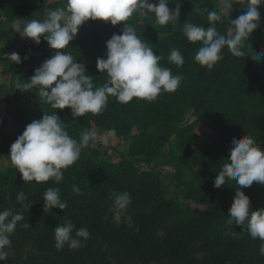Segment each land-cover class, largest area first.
<instances>
[{
	"label": "trees",
	"instance_id": "trees-1",
	"mask_svg": "<svg viewBox=\"0 0 264 264\" xmlns=\"http://www.w3.org/2000/svg\"><path fill=\"white\" fill-rule=\"evenodd\" d=\"M65 3L66 0H0V12L8 23L42 21L48 11ZM216 3V0H169L167 7L175 9L179 4L180 15L178 22L165 26L158 24L154 14L140 11L127 21L161 57L160 66L182 76L175 92H162L153 102L134 98L127 104L109 97L101 114L76 117L68 108L52 109L42 102L38 86L27 89L28 103L41 108L43 115L55 112L72 138L79 141L83 130L92 131L98 126L125 139L127 152L111 162L82 150L79 159L63 170L59 184L53 180L23 181L15 167L0 170V211L11 209L24 216L10 235L12 253L6 264H199L196 254L213 249L225 254L227 264H264L259 251L262 241L242 232L240 225L228 223L229 208L240 186L229 180L220 189L214 187V180L229 157L233 138L248 135L264 151V57L259 61L252 58L255 51L248 38L243 50L249 55L237 58L225 48L223 59L208 70L194 59L202 46L200 42L193 44L183 34L187 23L207 28L205 10H217ZM258 10L261 19L254 32L263 35L264 6ZM245 11L246 5L234 10L230 20ZM229 22L221 20L216 24L221 35H230ZM122 29V23L113 26L110 22L89 19L63 50L85 66L96 87L103 86L108 79L106 73L97 70L96 61L106 59V41L121 34ZM260 48L256 52H264V43ZM172 49L183 54L182 67L169 62ZM15 52L21 62H12L3 53L2 72L10 74L18 88H24L34 70L56 50L43 37L37 45L19 36ZM20 107L14 106L16 113ZM188 111L192 121L182 124ZM205 119L209 121L211 139L194 144V128ZM8 121L5 111H0V146L10 140ZM165 145L172 147L178 161L192 170L190 178L182 183L184 201L169 196L159 172L140 170L133 163L134 157L158 156ZM73 186L80 189V194L73 192ZM49 187L60 189L61 199L67 204L64 210L53 208L44 212L42 198ZM240 190L249 197L250 210L264 209V185L253 182ZM125 191L131 195V203L122 212L134 223L135 231L116 227L104 218L106 206L114 205V195ZM19 192L26 196L23 204L17 201ZM27 204L29 208L24 206ZM65 219L90 233L78 250L67 245L61 250L54 247V228ZM25 223L30 227L25 229ZM159 232L162 237L157 235Z\"/></svg>",
	"mask_w": 264,
	"mask_h": 264
},
{
	"label": "clouds",
	"instance_id": "clouds-1",
	"mask_svg": "<svg viewBox=\"0 0 264 264\" xmlns=\"http://www.w3.org/2000/svg\"><path fill=\"white\" fill-rule=\"evenodd\" d=\"M168 3L169 0H157L156 3L151 0H66L63 7L48 11L42 21L16 20L14 30L21 38H28L38 45L43 37L48 46L56 50L50 59L34 70L25 89L38 86L42 102L52 109L68 108L76 117H83L87 113L101 114L107 107L109 97L127 104L134 98L153 102L162 92H175L180 87L182 76L173 75L171 69L161 67V57L137 35L135 27L127 23L138 10L154 14L161 26L178 22L179 4L170 10ZM233 4V0H220V7L227 13ZM242 4L246 5V11L230 20L229 36L217 31L216 24L222 18H228L217 10H205L209 23L207 28L192 23L184 25L186 39L202 45L194 57L200 66L212 70L223 59L222 50L225 48L237 58L249 55L243 50V45L258 26L261 19L258 9L264 6V0H243ZM197 10L201 11L199 8ZM89 19L110 22L113 26L123 24L121 34H114L106 41V59L98 58L96 61L97 70L108 77L101 87L94 85L92 76L86 73L83 64L75 62L71 53L63 51L75 38L80 26ZM5 55L12 62H21L16 52ZM251 55L259 61L264 57V52ZM168 60L177 67L184 64V56L178 49L171 50ZM96 140L97 133L87 129L80 133L79 141L72 138L66 124L53 112L26 125L22 134L11 144L9 156L23 181L40 183L53 180L59 184L63 179V170L79 159L82 149L94 148ZM231 144L229 157L217 174L214 187L220 189L229 180H234L240 186L229 208L228 223L240 225L242 232L246 231L253 239L259 238L262 241L260 255L264 256V209L250 210V199L240 190L250 187L253 182L264 185V151L248 135L233 138ZM73 192L80 194V189L73 186ZM42 199L44 212L67 207L61 199L59 188L49 187ZM25 200L23 192L17 193L19 203L23 204ZM130 203L131 195L128 192L114 195L117 210H126ZM24 206L29 208L30 204ZM23 219L21 212L14 213L11 209L0 211V261L8 260L10 235ZM23 227L27 229L30 225L25 223ZM89 236L87 228H77L71 219H65L63 224L54 228V247L61 250L67 245L71 250H78L83 246L82 241H87Z\"/></svg>",
	"mask_w": 264,
	"mask_h": 264
},
{
	"label": "rangeland",
	"instance_id": "rangeland-1",
	"mask_svg": "<svg viewBox=\"0 0 264 264\" xmlns=\"http://www.w3.org/2000/svg\"><path fill=\"white\" fill-rule=\"evenodd\" d=\"M156 3L157 0H151ZM217 11L222 16H228V18H222V20L230 21V16L234 10L239 11L243 7V0H233V5L229 13L225 12L220 7V0H216ZM172 10L171 8H169ZM144 12L143 10H138ZM238 17H235V19ZM230 23V22H229ZM231 25L228 27L230 33ZM231 34V33H230ZM20 35L14 30V23H8L3 14L0 12V111L4 110L9 118L8 130L10 131V140L0 146V170L6 167H15L10 160V146L16 140V138L22 134L26 125L33 120H39L43 116L41 108L31 105L27 101V89L18 88L16 81L11 80L10 74H4L3 69V53H13L16 51L18 37ZM250 43L254 47V50L261 51L260 45L264 43V34H258L252 32L249 36ZM14 84H13V83ZM20 105L18 113L15 112L14 106ZM192 121L191 111H188L184 116L182 124H189ZM92 131L97 133L96 146L86 147L82 150L90 151L93 154L101 155L105 159L114 162L119 158L120 153L127 152V141L123 138H117L113 131L104 130L101 127L94 126ZM212 131L209 127L208 120H201L194 128L193 143L197 145L204 144L211 139ZM133 163L140 170H153L159 172L165 187L168 190L169 196L175 201H184L185 198L182 194V183L190 178L191 168L182 165L178 159L175 151L169 145H165L162 152L154 158L134 157ZM16 168V167H15ZM104 218L115 225L116 227L124 230L135 231V225L129 220V218L120 210H117L114 205H107ZM162 237V232L157 234ZM196 247L195 245L192 248ZM9 252L8 260L0 261V264H6L11 255ZM199 264H227L228 258L220 249H213L211 252H198L196 254ZM149 264H154L149 263Z\"/></svg>",
	"mask_w": 264,
	"mask_h": 264
}]
</instances>
